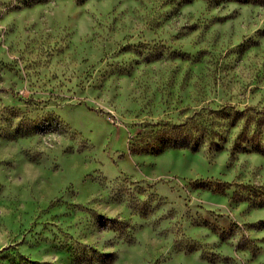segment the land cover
Instances as JSON below:
<instances>
[{"label": "rangeland", "instance_id": "374dc122", "mask_svg": "<svg viewBox=\"0 0 264 264\" xmlns=\"http://www.w3.org/2000/svg\"><path fill=\"white\" fill-rule=\"evenodd\" d=\"M0 264H264V0H0Z\"/></svg>", "mask_w": 264, "mask_h": 264}, {"label": "trees", "instance_id": "16d2710c", "mask_svg": "<svg viewBox=\"0 0 264 264\" xmlns=\"http://www.w3.org/2000/svg\"><path fill=\"white\" fill-rule=\"evenodd\" d=\"M224 111H226L225 108H224ZM201 123H203V121H201ZM202 125H204V124H202ZM207 128H208L207 125L206 126H202V130H203V132H205V134L208 133ZM197 131H198L197 129H195V130L192 129V128L187 129L186 133H185V136H184L183 140L181 141L182 143H180L178 141V136L177 135H171L170 138H169V142L173 146H178L179 145V146L188 147L189 145H193L192 148L194 149V147L196 146V143L204 139V133L201 132V131H198V132Z\"/></svg>", "mask_w": 264, "mask_h": 264}]
</instances>
